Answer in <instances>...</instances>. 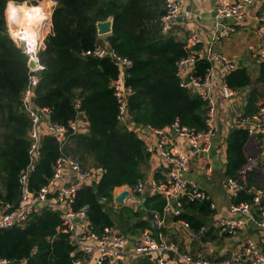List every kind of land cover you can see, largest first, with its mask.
Returning <instances> with one entry per match:
<instances>
[{
	"label": "trees",
	"instance_id": "1",
	"mask_svg": "<svg viewBox=\"0 0 264 264\" xmlns=\"http://www.w3.org/2000/svg\"><path fill=\"white\" fill-rule=\"evenodd\" d=\"M9 1L25 0H0V211L6 206L15 208L20 199V177L29 164L31 144V118L20 108L29 80V56L8 31L5 12ZM51 1L55 5L52 25L39 50L45 69L40 72L33 99L37 106L48 107L51 120L66 126L69 135L63 145L53 135L42 136L40 157L28 177L29 188L40 190L53 177L58 157L71 155L84 166L104 170L99 195L108 201L102 203L93 187L85 185L78 191L75 204V208L89 204L95 232L102 234L117 223L129 230L152 228V218L165 206L161 194L143 195L140 209L125 205L114 209L115 189L133 187L145 179L144 166L151 153L137 132L126 130L118 119L111 88L118 68L109 57L87 56L84 51L105 42L98 35L97 22L112 17L113 28L106 41L133 61L128 82L134 93L129 107L136 124L160 129L179 119L183 125L202 130L207 127V102L191 86L182 85L179 71L178 62L190 52L187 42L162 32L159 18L164 13L163 0ZM31 11L39 13V9ZM208 67L207 60L199 59L194 74L204 76ZM255 81L264 83V62ZM226 82L241 90L253 81L248 69L239 66L228 73ZM255 91L250 93L246 114L258 109ZM80 117L88 122V130L74 132L70 121ZM262 144L245 127L232 128L227 137L226 175L264 188V162L248 152L249 147H256L260 153ZM251 157L255 161L251 162ZM241 201L252 202L253 194L241 190L232 196V203ZM188 207L190 213L183 212L174 219L187 221L190 229L204 238L209 236L202 216L215 214L212 200H194ZM61 223L58 211L44 208L25 224L0 230V259L9 264H72L74 258L84 255L76 252L70 233L60 229ZM162 231L165 234L164 228Z\"/></svg>",
	"mask_w": 264,
	"mask_h": 264
},
{
	"label": "built area",
	"instance_id": "2",
	"mask_svg": "<svg viewBox=\"0 0 264 264\" xmlns=\"http://www.w3.org/2000/svg\"><path fill=\"white\" fill-rule=\"evenodd\" d=\"M163 2L164 13L159 18V25L162 32L167 34L179 16L189 17L191 11L187 10L180 0H163ZM9 3L20 5L16 1H9L7 8ZM262 5H264V0H218L215 4L213 29L205 54L189 52L178 62L182 85L191 86L207 102V127L198 130L195 127L181 124L179 119L175 120L169 128L182 140L180 145L173 141L165 128L157 129L148 126L159 135L157 147L165 159L167 172L161 180L151 177L140 180L133 187L124 186L136 195L143 194L151 188L165 198V206L161 214L155 213L152 218V228L143 229L139 240L133 247L128 246L127 237L114 226L106 227L102 234L95 232L88 215L89 204L75 208L80 188L85 185L93 186L97 182L100 184L104 173L102 168L84 166L76 157L62 154L56 161L54 175L48 183L38 191L30 190L28 177L40 157L42 136L53 135L63 145L67 142L69 134L66 126L51 120L48 107L37 106L33 99L40 72L45 69L39 58V50L43 46L42 41L40 42V38L32 41L34 42L32 47L26 28L18 24L16 18L11 21L7 15L8 31L12 39L23 48L29 59L35 60L36 66L29 67V80L23 91L20 105V108L31 118L30 160L20 177L22 187L17 205L13 209L6 206L0 211V230L23 225L31 215L41 213L44 208H52L61 215L60 229L70 233L72 242L76 246V252L84 255V257L74 258L72 264H85V256L93 254L95 257L92 264H130L138 260L139 256L147 254L152 255L156 264H170L168 250L178 253L186 264H264V188L249 186L246 179L227 178L226 186L232 196H236L241 190H247L253 194V201L232 203L229 211L236 217L221 218L218 228L223 233L238 236L242 230L254 227L261 235V247L248 239L241 254L211 258L179 250L168 242L162 231L166 221L169 218L178 217L186 208H189L191 202L209 198L204 190L189 181L187 173L196 157L211 151L213 138L217 133L215 127L217 101L211 88L214 68L221 66L228 73L237 69L236 61L230 55L217 50L215 45L222 39L239 33L242 28L250 27L260 40L256 55L260 61L264 62V12L254 11ZM249 17H252L251 22L248 21ZM14 26L20 29L13 33ZM189 39L194 44L202 41L197 32H192ZM84 54L99 58L109 57L118 68L117 76L111 82V88L118 104V119L126 130L139 134L140 126L134 121L129 107L130 96L134 93V88L128 82L131 77L132 59L118 53L108 42L97 43L93 48L84 51ZM199 59H205L209 63L204 76L194 74L196 62ZM186 77L190 78L189 83L185 82ZM221 90L226 98H232L236 93V90L226 81L222 84ZM236 125L245 127L256 140L264 142V102L256 112L240 114ZM70 127L74 132L82 130L79 126V118L70 121ZM116 196L114 191L113 203H117ZM100 199L102 203L108 201L107 197H100ZM179 222L189 230L191 238L197 237L198 234L190 229L187 221L180 220ZM0 264H9V262L0 259Z\"/></svg>",
	"mask_w": 264,
	"mask_h": 264
},
{
	"label": "crops",
	"instance_id": "3",
	"mask_svg": "<svg viewBox=\"0 0 264 264\" xmlns=\"http://www.w3.org/2000/svg\"><path fill=\"white\" fill-rule=\"evenodd\" d=\"M44 1L46 0L42 1L43 5ZM180 1L187 10L191 11V15L189 17L179 16L173 22L168 33L174 36L177 40L187 42V46L190 52L204 55L209 45L208 40L213 29L215 4L218 0ZM11 4L12 6H16L13 3H9L8 8ZM7 10L5 12L6 19ZM52 11L53 8L51 10H47L48 16L46 17H48V19L43 18L45 17V15L40 18L43 19L42 24L45 28L47 25L48 32L52 25ZM254 11L264 12V5L256 8ZM18 16H12V18H16L17 21ZM28 19L31 20V18L24 17V20L22 21H26ZM248 21L251 22L252 17H249ZM17 23L25 27L26 29H30L33 32L39 29L37 23L35 24L36 27L34 29H32V25L29 26L25 22L19 23L18 21ZM192 32H197L200 35L202 39L200 43L194 44L192 43V41H190L189 36ZM240 32V34L222 39L221 41L216 43L215 47L217 50L230 55L236 61L237 68L239 66H245L248 69L250 77L253 81L251 85L260 84L255 81L259 75L260 64L261 62H263L260 61L256 55L258 48L257 46L260 44V40L256 36L255 31L250 27L242 28V31ZM109 34L100 35V37L104 39L105 42H107L106 38ZM246 51L249 52L250 58H248V54H246ZM249 60H252L254 63L251 69H253L252 74L254 73L255 78L251 75V69L247 65ZM227 75L228 72L225 70V68L221 66H216L214 68L211 88L217 101V115L215 118V127L217 133L213 138L211 151L208 154H203L196 157L191 164L189 172L187 173V178L189 179V181L208 194L209 198L212 200L213 207L216 209L215 214L210 216H202V219H204L206 222L204 231H209L210 234L205 238L201 234H198L196 238H191L189 235V230L185 226H183L181 222L176 221L173 218H169L166 221L164 227V232L168 242L176 246L179 250H182L183 252H190L194 255H203L211 258H222L224 256L241 254L248 239L253 240L258 247L262 246L260 240L261 235L254 227L242 230L238 236H232L228 233H223L218 228L221 218L236 217L229 211L230 205L232 204V195L230 194L226 186V181L228 178V176L226 175L227 137L232 128L237 126V117L240 114H246V108L248 105V100L250 99V93L254 90H247L245 92V89L250 87V85L244 89L236 90L235 96H233L232 98H226L222 94L221 88L222 84L226 81ZM256 99L258 100L257 108H259L264 100H260L257 97ZM79 126L82 130H79L77 132H85L88 130V122L83 117L79 118ZM139 126L140 132L138 135L143 140L146 149L151 153L149 162L144 166L146 178L155 177L161 180L164 178L168 168L165 165V159L162 156L159 147H157L159 135L148 126ZM165 131L170 134L175 143L181 145L182 140L175 134L172 129L169 128V126L165 127ZM260 147L262 148V151L259 153L257 152V148L254 147L253 154H256L259 160L264 162V142ZM253 158L254 157L250 158L251 162L255 161V158ZM124 189H126L125 186L116 188L115 195H118ZM146 194L152 195L156 194V192L151 188H148L145 193L140 194L139 196L130 191L129 196L125 198V202L123 205L133 207L134 209H140L142 208V203L145 200V197L142 198V196ZM136 199H138V201H135ZM123 205L113 203L115 210L119 209ZM143 218H147V216L144 215ZM121 224L122 223H117L114 228L121 232ZM140 233V229L129 230L125 228V232H123V234L128 239L127 244L129 247H133L137 240H139ZM213 235L214 238H212ZM227 238H230L231 241L226 242ZM216 239H218L217 241L220 243V246H216ZM94 257V254L85 256V264H92V260ZM147 260H152L154 264H156L151 254L139 256L138 260H134L130 264H138ZM169 261L170 264H186L182 260L181 256L175 252L172 254V256L169 255Z\"/></svg>",
	"mask_w": 264,
	"mask_h": 264
},
{
	"label": "rangeland",
	"instance_id": "4",
	"mask_svg": "<svg viewBox=\"0 0 264 264\" xmlns=\"http://www.w3.org/2000/svg\"><path fill=\"white\" fill-rule=\"evenodd\" d=\"M42 1L43 0H39V1H35V0H25V1H23V2H19V7L17 6V8L18 9H20V12H19V16L21 15V16H24L25 15V11L26 10H28V11H31V10H33V8H38L39 9V14H38V16H36V17H42L43 15H45V17H43L44 19H48V17H46V16H48V12H47V10L49 9V10H51L52 8H53V10H54V7H55V5H53V3H52V1L51 0H46V1H44V5H43V3H42ZM164 3L163 2H161V6H162V8L164 9V5H163ZM41 5V6H40ZM47 9V10H46ZM52 13H53V11H52ZM50 16V15H49ZM24 17H26V16H24ZM28 18H30V17H28ZM18 20V19H17ZM43 19H36V20H34V19H31V20H26V21H21L22 23H27L29 26H31L32 25V29H34L35 27H36V23H37V26H38V28H41L42 27V21ZM19 21V23H20V19L18 20ZM47 21V20H46ZM43 30H44V32H43V34H42V36L40 37V42L41 41H43V43H44V38L47 36V34H48V30H47V25H46V28L43 26ZM9 33H10V31H9ZM241 32H239V33H236V34H234V35H237V34H240ZM11 34V33H10ZM233 35V36H234ZM11 36V35H10ZM232 37V36H231ZM243 39V38H242ZM43 43H42V45H43ZM246 54H248V58H250V54H249V52L248 51H246ZM247 56V55H246ZM246 58V57H245ZM253 61L251 60H249L248 61V66H249V68L251 69V67L253 66ZM252 70L253 69H251L250 71H251V75L254 77V73L252 74ZM255 78V77H254ZM252 89H255L256 91H255V93H256V97L258 98V99H262V100H264V83H260V84H254V85H251L250 87H248V88H246L245 89V92L247 91V90H252ZM248 152H249V154L250 155H252L253 153H254V150H253V148H251V147H249L248 148ZM0 188H2V184H1V181H0ZM117 210V209H116ZM125 226L123 225V223L121 224V228H120V230H121V232L123 233V232H125ZM218 239H216V241H215V243H216V246H220V243L217 241ZM229 241H231V239L230 238H227L226 239V242H229Z\"/></svg>",
	"mask_w": 264,
	"mask_h": 264
},
{
	"label": "water",
	"instance_id": "5",
	"mask_svg": "<svg viewBox=\"0 0 264 264\" xmlns=\"http://www.w3.org/2000/svg\"><path fill=\"white\" fill-rule=\"evenodd\" d=\"M112 28H113V18L112 17H109L108 19L106 20H103V21H98L97 22V29H98V35H106V34H109L112 32ZM28 66L33 68L36 66V62L33 58H30L29 59V62H28ZM185 82L186 83H189L190 82V78L189 77H186L185 78ZM99 182L93 184V189L94 191L96 192L97 194V198L100 199V195H99ZM129 190L125 189L123 190L120 194H118L116 197H115V201L121 205L124 204L125 202V198L127 195H129ZM185 213H190L191 212V208H186L184 210ZM78 220V219H77ZM174 252L172 250H168V254L172 256Z\"/></svg>",
	"mask_w": 264,
	"mask_h": 264
},
{
	"label": "bare ground",
	"instance_id": "6",
	"mask_svg": "<svg viewBox=\"0 0 264 264\" xmlns=\"http://www.w3.org/2000/svg\"><path fill=\"white\" fill-rule=\"evenodd\" d=\"M19 7V6H18ZM38 8H33V10H37ZM19 10L20 9H18L17 8V6H12V4L9 6V8H8V10H7V15L9 16V19L10 20H13V18H12V16H18V14H19ZM36 15L37 14H35L34 12H32V11H28V10H26L25 11V15L24 16H26V17H30L31 19H34V20H38V19H40V18H42L41 16L40 17H36ZM24 16H18V20L20 19V22L22 21V20H24ZM38 16V15H37ZM18 20H17V22H18ZM42 22V21H41ZM22 23V22H21ZM18 29H20V27H15L14 28V30H13V33L16 31V30H18ZM44 28H43V24H42V27L41 28H39L37 31H31L30 29H26L27 30V33L29 34V37H30V41H31V46L33 47L34 46V42H32V41H36L38 38H40L41 36H42V34H43V32H44V30H43Z\"/></svg>",
	"mask_w": 264,
	"mask_h": 264
}]
</instances>
